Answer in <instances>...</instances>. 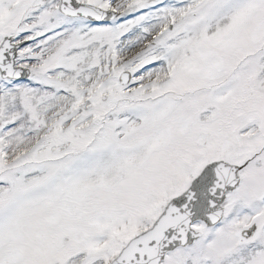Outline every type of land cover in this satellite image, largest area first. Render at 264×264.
Returning a JSON list of instances; mask_svg holds the SVG:
<instances>
[{
	"label": "snow or ice",
	"instance_id": "obj_1",
	"mask_svg": "<svg viewBox=\"0 0 264 264\" xmlns=\"http://www.w3.org/2000/svg\"><path fill=\"white\" fill-rule=\"evenodd\" d=\"M0 264H264V0H0Z\"/></svg>",
	"mask_w": 264,
	"mask_h": 264
}]
</instances>
